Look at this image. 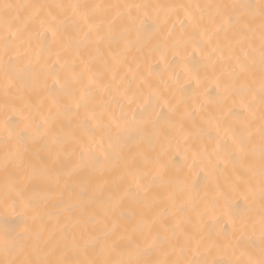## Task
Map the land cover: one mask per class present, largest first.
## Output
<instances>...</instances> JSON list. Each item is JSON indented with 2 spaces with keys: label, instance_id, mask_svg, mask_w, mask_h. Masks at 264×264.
<instances>
[{
  "label": "snow or ice",
  "instance_id": "obj_1",
  "mask_svg": "<svg viewBox=\"0 0 264 264\" xmlns=\"http://www.w3.org/2000/svg\"><path fill=\"white\" fill-rule=\"evenodd\" d=\"M0 264H264V0H0Z\"/></svg>",
  "mask_w": 264,
  "mask_h": 264
},
{
  "label": "bare ground",
  "instance_id": "obj_2",
  "mask_svg": "<svg viewBox=\"0 0 264 264\" xmlns=\"http://www.w3.org/2000/svg\"><path fill=\"white\" fill-rule=\"evenodd\" d=\"M176 2L191 3V2H196V0H176ZM12 223H15V221H13Z\"/></svg>",
  "mask_w": 264,
  "mask_h": 264
}]
</instances>
